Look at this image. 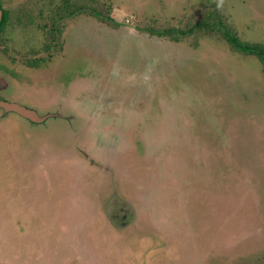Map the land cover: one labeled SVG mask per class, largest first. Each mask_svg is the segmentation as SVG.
<instances>
[{"label": "rangeland", "instance_id": "obj_1", "mask_svg": "<svg viewBox=\"0 0 264 264\" xmlns=\"http://www.w3.org/2000/svg\"><path fill=\"white\" fill-rule=\"evenodd\" d=\"M58 1L5 0L4 99L43 114L73 101L84 129L0 110V264H264L263 66L215 34L147 30L216 5L264 44V0H97L120 25L77 15L53 64L29 70ZM118 197L134 213L123 229Z\"/></svg>", "mask_w": 264, "mask_h": 264}, {"label": "trees", "instance_id": "obj_2", "mask_svg": "<svg viewBox=\"0 0 264 264\" xmlns=\"http://www.w3.org/2000/svg\"><path fill=\"white\" fill-rule=\"evenodd\" d=\"M63 5L66 6V9H59L54 11V13L62 14L63 16H77L80 14H89L93 15L96 18L100 19L101 21L111 25V26H118L120 25L118 22H116L113 18H111L109 15H107L105 9H101L98 5L99 2L97 0H64L62 1ZM8 20V15L5 18V23ZM55 21V20H54ZM53 21V22H54ZM152 27V26H151ZM147 28L149 32L152 34L158 35L160 37H165L169 39L172 42L180 43L184 41L185 39L194 37L198 38L201 35H217L221 38H223L234 51L243 54L245 56H252L257 58L260 63L263 66L264 70V44L262 43H248L243 40H241L238 35L235 33V31L231 28V26L227 23L225 17L220 12V10L217 8L216 5H213L209 7L204 13L201 18L186 23L185 26L181 27H172V26H161V27H155L153 26L151 28ZM31 67H40L41 60L35 59L34 61H30ZM119 198V197H118ZM122 202L123 208L130 209L131 212L128 215L126 219V223H130V221L133 219V210L131 207L123 201L121 198H119ZM118 212L111 211L108 214V218L112 225L118 229H123V225L121 224V219L118 217ZM116 215L117 217H115Z\"/></svg>", "mask_w": 264, "mask_h": 264}, {"label": "flooded vegetation", "instance_id": "obj_3", "mask_svg": "<svg viewBox=\"0 0 264 264\" xmlns=\"http://www.w3.org/2000/svg\"><path fill=\"white\" fill-rule=\"evenodd\" d=\"M62 1H64V0L58 1V4L53 7L54 11L59 10V9H66V6L63 5ZM69 1L74 2V0H69ZM0 9H2V11L4 13V18H3V21L0 25V50L1 49L5 50V51L8 50V53H9L10 50L7 49V46H6V44L8 43V33L11 30L10 28H13L16 24L14 22H12L13 16H12V13L9 11V8H7V6L5 4V0H0ZM46 10H47V8H46ZM7 15H8V20L5 23L4 20H5ZM46 16H49V17L47 18V20L44 21L43 24H41L42 25L41 26V34H42L41 42L43 44L40 46L41 48L39 49L40 57L38 59L41 60L40 66H43L47 63L53 64V59L55 58L56 53L59 50H61L63 46H66V44L62 45V43H61V36L64 35L67 32V30L69 29L68 26H66V22L74 21V16L73 17L72 16H70V17L69 16H63L62 14H59V13L47 14ZM9 58L11 59V62H13V63L15 62L14 57H9ZM30 64H31L30 61H26L25 66L29 70H31V68H33L30 66ZM54 64H56V62ZM34 68H36V67H34ZM38 68H40V67H38ZM6 91H8V82L6 81V77L4 76L2 71L0 70V100H5L4 97L6 96ZM68 96H72L71 92L68 93ZM6 101H8V100H6ZM16 103H19V102H16ZM19 104H21V103H19ZM55 104H56V101H55ZM21 105H23V104H21ZM24 106H26V105H24ZM57 106L58 107L56 108L55 111H50V109L47 108L44 114L39 113L37 110L32 108L35 111H37V113L40 116H46V115H55L56 116V117H50L45 123L39 124V125L45 126L50 119H54V118L64 120L66 122H70L69 127L71 129L70 133H71L72 137H74V131H76L78 133V130L80 128L83 127V129H84V126L82 125V121H83L82 117L77 112H76L77 116L76 117L74 116L73 101L70 102V100H68L67 102H64V99H63L62 101H60L58 103ZM27 107H29V106H27ZM29 108H31V107H29ZM64 108H69V110L71 112L70 111H68L67 113L64 112ZM74 123L76 124V126H74ZM82 132L83 131H81L79 134L81 135ZM82 136L85 137V134ZM80 154L84 158H86V160L92 166L99 167V168L101 167L100 162H98L96 158L92 159L90 157V155L88 153H86V149H81ZM106 204H108V203H106ZM121 205H122L121 200L119 198H115L113 200L114 210L112 212H113V214H115V212H118L117 214L119 215L118 217H120V219H121V224L123 226H125L127 224L126 219H127L128 215L130 214L131 210L127 209V208H123V206H121ZM105 207H106V205H105ZM114 216L117 217L116 215H114Z\"/></svg>", "mask_w": 264, "mask_h": 264}, {"label": "water", "instance_id": "obj_4", "mask_svg": "<svg viewBox=\"0 0 264 264\" xmlns=\"http://www.w3.org/2000/svg\"><path fill=\"white\" fill-rule=\"evenodd\" d=\"M3 18L4 13L2 9H0V25L3 21ZM0 110H3L5 112V115H8L9 113L17 114L18 116L27 119L33 124H43L50 117H56L55 115L40 116L37 111L32 108L6 100H0Z\"/></svg>", "mask_w": 264, "mask_h": 264}]
</instances>
